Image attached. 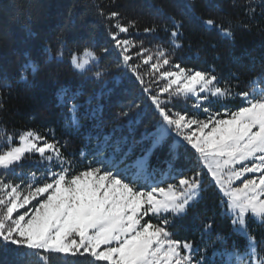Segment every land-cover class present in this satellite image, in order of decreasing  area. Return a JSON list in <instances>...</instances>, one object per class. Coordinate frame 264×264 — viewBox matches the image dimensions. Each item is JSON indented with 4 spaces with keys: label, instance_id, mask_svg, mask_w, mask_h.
Returning a JSON list of instances; mask_svg holds the SVG:
<instances>
[{
    "label": "snow or ice",
    "instance_id": "snow-or-ice-1",
    "mask_svg": "<svg viewBox=\"0 0 264 264\" xmlns=\"http://www.w3.org/2000/svg\"><path fill=\"white\" fill-rule=\"evenodd\" d=\"M231 6L235 16L202 18L188 0L182 14L225 39H232L237 28L250 30L256 8L264 15V0H233ZM89 8L104 26L105 46L77 42L69 49L62 28L44 46L43 59L24 54L18 82L39 73L57 80L53 65L66 64L84 79L119 73L140 94L117 103L108 131L101 128L99 107L84 112L92 125L85 134L88 150L80 151L79 160L67 151L69 141L61 143L52 130L51 135L33 128L0 132L5 137L0 143V249L27 264H214L207 245L180 239L176 231L178 222L195 226L200 219L202 238L211 234L213 222L202 219L199 208L202 192L211 188L233 232L243 239L214 256L221 255L226 264H264V71L238 90L236 73L222 77L214 66L175 61L184 23L173 16L164 19L162 8L155 9L150 24L139 16L128 18L117 0ZM107 57L113 60L105 63ZM2 87L11 84L5 81ZM57 97L67 109L65 126L79 133V93L61 87ZM235 98L239 104L231 109L228 103ZM93 99L95 94L87 104ZM214 106L221 110L213 111ZM158 154L166 168L153 167ZM182 157L190 166L179 164Z\"/></svg>",
    "mask_w": 264,
    "mask_h": 264
},
{
    "label": "trees",
    "instance_id": "trees-1",
    "mask_svg": "<svg viewBox=\"0 0 264 264\" xmlns=\"http://www.w3.org/2000/svg\"><path fill=\"white\" fill-rule=\"evenodd\" d=\"M93 2L107 3L108 0H0V100L4 103V109L0 110V132L26 128H33L42 133L52 130L55 136L61 139V143L65 139L69 141L67 151L74 152L76 159L79 160L80 151L88 150L85 147L87 144L85 134L92 125L91 120L84 118V112L89 107H99L102 110L99 114L105 121L101 128L108 131L112 115L118 111L117 103L126 102L140 94L139 88L127 78L121 77L119 73L113 72L100 81L84 79L74 75L66 64L53 65V69L59 71L57 80L49 79L45 73H39L34 77L29 74L27 83L18 82L16 73L24 61V54L27 53L33 59H43L44 46L62 28L67 29L69 49L77 42L89 47L105 46L108 37L104 26L89 8ZM186 2L188 0H117L121 5L120 10L128 18L139 16L144 24H150L155 18L152 14L157 7L163 9L164 19L173 16L177 20H182L183 37L179 42L183 46L176 49L175 61L186 67L207 69L214 66L217 74L222 77L236 73L240 78L238 90L246 89V82L264 71V15L260 9L256 8V19L252 21L250 30L237 28L232 39H225L215 30H206L199 24L190 22L182 14V7ZM191 2L196 6V14L202 18L212 17L219 20L223 16H235L236 10L231 6L233 0ZM205 4L210 7H205ZM111 60L113 57H107L105 63ZM5 81L11 84L10 89L2 87ZM61 87L79 93L77 103L81 105L79 119L82 125L79 133L65 126L67 109L61 106L57 97ZM93 94L95 99L88 105V98ZM238 104L239 98H235L228 103V107L234 109ZM220 110L217 106L213 107V111ZM150 119L151 116L144 124H148ZM143 127V124L140 125L139 130L142 131ZM4 139L5 137L0 135V143ZM162 161L163 156L158 154L152 158L151 163L153 167L166 168ZM87 162L83 161L84 164ZM179 164L190 166L184 157ZM207 182L205 178L206 185ZM199 208L201 218L207 217L213 222L211 234L204 233L202 238L200 219L196 221L195 226L185 220L177 224L178 238L195 240L201 248L207 245V251L210 253L220 244L232 247L234 243L237 245L243 243V239L233 232L231 220L224 214L220 205V196L213 189L206 188L202 192ZM249 226L258 228L251 220ZM255 231L259 235V231L256 229ZM217 235L225 237V240L218 242ZM0 264L27 262L17 261L11 250L6 252L0 249Z\"/></svg>",
    "mask_w": 264,
    "mask_h": 264
},
{
    "label": "rangeland",
    "instance_id": "rangeland-1",
    "mask_svg": "<svg viewBox=\"0 0 264 264\" xmlns=\"http://www.w3.org/2000/svg\"><path fill=\"white\" fill-rule=\"evenodd\" d=\"M253 229H256L257 231H259V228L257 227H253ZM231 249H232L231 246L220 244L218 247L213 248L211 253L207 251V256L209 257L210 261H214V264H226V259L224 257H222L219 254L214 256V253H220L225 250H231Z\"/></svg>",
    "mask_w": 264,
    "mask_h": 264
}]
</instances>
